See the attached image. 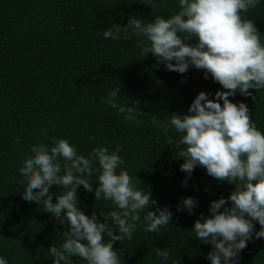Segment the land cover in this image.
<instances>
[{"label": "trees", "instance_id": "obj_1", "mask_svg": "<svg viewBox=\"0 0 264 264\" xmlns=\"http://www.w3.org/2000/svg\"><path fill=\"white\" fill-rule=\"evenodd\" d=\"M147 2L0 0V255L8 264H53L48 249L59 246L68 230L67 223L60 224L43 205L23 198L25 178L18 171L31 144L51 147L54 139H66L84 156L94 147L111 151L121 145V167L150 193V203L154 200L173 212L170 224L158 233L145 232L137 222L131 240L114 243L122 264H210L207 255L213 246L196 238L194 224L201 215L210 218L211 202L227 199L236 185L218 181L203 167L187 178L180 170L184 162L179 155L184 146L177 147L180 134L170 130L165 135L153 121L187 115L200 92L214 100L215 93L224 89L211 76L205 79L202 69L190 66L180 74L158 65L151 53L141 55L138 37L120 42L103 38V31L113 24L127 25L130 17L151 22L156 15L167 18L179 10L178 0H166L154 10ZM242 17L253 21L264 40V0ZM115 88H120V104L141 112L136 117L141 123L126 121L104 103L107 92ZM249 92L255 100L238 92L229 99L246 103L250 118L264 132V90ZM90 180L96 187V176ZM62 191L59 186L50 188L53 203ZM77 194L84 214L95 212L101 223L113 210L111 202H97L94 192L83 186ZM189 197L198 202L193 213L177 211ZM105 222L115 230L110 218ZM254 226L260 230L257 222ZM157 248L168 249V260L156 257ZM72 260L85 264L76 257ZM238 264H264V238L253 236Z\"/></svg>", "mask_w": 264, "mask_h": 264}, {"label": "clouds", "instance_id": "obj_2", "mask_svg": "<svg viewBox=\"0 0 264 264\" xmlns=\"http://www.w3.org/2000/svg\"><path fill=\"white\" fill-rule=\"evenodd\" d=\"M261 2L178 0L179 10L167 18L156 15L151 22H145L133 16L127 25L113 24L103 31L105 40L116 42L138 37L141 55L151 53L158 65L180 74L190 66L202 69L205 79L211 76L224 89L215 93L214 100L209 99V93L200 92L187 115L173 114L167 120L153 121L165 135L170 130L180 134L177 147L184 146L179 150L184 161L180 170L188 174L187 178L195 168L203 167L218 181L236 185L227 199L211 202L210 218L201 215L194 224L196 238L213 246L207 255L210 264H238L240 252L253 236L264 238V132L250 118L246 103L229 99L238 92L255 100L249 89L264 90V40L253 21L242 17ZM165 3L166 0L147 2L153 10ZM193 38L197 41L194 45L186 42ZM119 92L120 88L108 91L104 103L117 109L126 121L141 123L136 119L141 114L137 108L118 102ZM29 148L30 154L18 169L25 178L21 184L23 198L43 205L60 224L66 222L69 226L62 243L48 249L53 264H73V257L85 264H122L113 245L131 240L137 222L149 233H158L170 224V208H160L154 200L150 203V193L138 187L141 182L136 176L121 167V145L111 151L108 147H94L87 156L79 154L66 139H54L51 147L37 142ZM94 175L96 187L90 180ZM52 186L63 189L61 195H55V203L50 193ZM81 186L94 192L97 202H111L113 210L107 217L100 215L103 223L95 212L87 216L78 206ZM229 202L230 207L226 206ZM197 206L198 202L189 197L177 205V211L192 214ZM152 208L156 211L149 210ZM107 218L115 230L105 222ZM254 222L260 225L259 231H255ZM105 236L111 239L105 241ZM153 251L157 258L168 260V249ZM0 264H8L6 256L0 255Z\"/></svg>", "mask_w": 264, "mask_h": 264}]
</instances>
